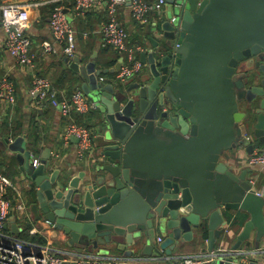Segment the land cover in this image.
<instances>
[{
	"label": "water",
	"instance_id": "1",
	"mask_svg": "<svg viewBox=\"0 0 264 264\" xmlns=\"http://www.w3.org/2000/svg\"><path fill=\"white\" fill-rule=\"evenodd\" d=\"M166 3L172 16L161 18L152 49L141 53L148 72L140 78L106 84L93 60L64 57L103 121L92 168L62 174L50 149L34 167L24 135L0 134V147L16 152L33 180L35 219L63 230L80 254L110 247L131 254L160 231L166 255L205 241L202 264H253L251 236L256 245L264 238V195L249 183L250 170L237 173L224 155L238 148L251 155L264 144V78L248 86L239 74L264 53V0ZM256 67L264 77V63ZM243 101L253 107L242 110Z\"/></svg>",
	"mask_w": 264,
	"mask_h": 264
},
{
	"label": "crops",
	"instance_id": "2",
	"mask_svg": "<svg viewBox=\"0 0 264 264\" xmlns=\"http://www.w3.org/2000/svg\"><path fill=\"white\" fill-rule=\"evenodd\" d=\"M27 3L28 0H5L9 2ZM64 6L68 18L74 24L77 31V50L75 54L80 55L81 65H85L89 61L95 62L96 69L102 70V75L105 77L106 84L111 83L115 78V72L112 69L116 64L110 66L109 62L114 58L115 53L105 52L102 46V36L100 33V25L104 21L105 11L92 9L84 16L76 15L73 9L72 0H60ZM3 4V5H4ZM2 6V5H1ZM119 20L121 24L129 31L131 44H140L144 47V51H150L153 47L152 39L156 38L155 32L161 18L156 15L151 17L150 23L147 25H140L131 18L128 7L121 6ZM46 16V18H45ZM49 18L40 7L32 11L31 25L28 29V35L32 40L31 51L35 54L36 59L33 65H21L14 56L6 49L4 45L5 30L0 24V79L7 77L11 79L16 89V103L9 105L6 102L0 103V134L3 137H10L14 139L17 136L24 135L25 139L23 146L31 152L32 155L38 156L40 159L46 149L51 151V162L54 163L53 169H60L61 173H72L77 175L79 172L92 168V162L95 160L99 147L102 145L103 121L101 120L100 111L93 110L91 114L77 117V115L70 114L64 116L57 107L50 104L49 101H41L37 96L30 93L33 85V80L37 76H43L50 79L61 96H70L72 92L81 88L82 81L78 73L69 67L60 52V44L55 41L49 27ZM103 19V20H102ZM87 32L88 36L84 37L83 33ZM44 41H49L59 51L58 53L45 51L42 47ZM143 51L138 52V56ZM96 53V55H95ZM118 55V54H117ZM148 72L147 66L143 71L137 75L133 80L140 78ZM107 80V81H106ZM132 80V81H133ZM100 81V80H99ZM80 122L89 125L94 132V144L91 152L80 158L77 154V139L71 137L69 140L65 138L66 129L71 122ZM260 145V144H258ZM97 152V153H96ZM226 155V156H225ZM224 155V160H230L232 167L237 173H241L244 169H249L248 177L254 173L255 168L249 165L248 152L244 148L233 149ZM228 155V156H227ZM0 165L3 172L9 177L21 192V198L26 204L27 209L25 218L20 216L18 211L11 210L8 223L7 232L13 234L11 225L16 224L20 229V235L27 241H34V237H42L45 243H50L54 248L66 251H76L75 246L69 245L68 235L61 229L55 227L52 223L41 217L39 220L35 219L34 213L31 210L32 204L37 202L35 195V187L33 180L22 169V165L17 157V153L6 148L0 147ZM258 173H260L258 171ZM264 184V172L260 173L257 185L260 187ZM17 197L16 194L14 196ZM16 200L14 201V205ZM35 229V234L31 230ZM235 232H240V229H235ZM156 240L150 241L135 248L133 253L127 254L125 249L110 247L107 248L111 256H124L132 258H152L160 256L163 251L159 248L158 238L164 239V234L160 231L156 233ZM233 242L236 240L232 234ZM251 255L248 260L253 264H262L264 250V238L256 245L255 233L252 234ZM256 245V246H255ZM150 247L147 248L146 247ZM189 248L174 252L172 257H181L190 254L208 255L207 244L202 241L197 247H191V244L186 245ZM106 249V248H103ZM102 250V249H101ZM99 250L87 251L86 254L101 253ZM105 251V250H104ZM164 253V252H163ZM165 254V253H164ZM166 255V254H165ZM162 264H167L164 262Z\"/></svg>",
	"mask_w": 264,
	"mask_h": 264
},
{
	"label": "built area",
	"instance_id": "3",
	"mask_svg": "<svg viewBox=\"0 0 264 264\" xmlns=\"http://www.w3.org/2000/svg\"><path fill=\"white\" fill-rule=\"evenodd\" d=\"M40 2H9L0 6V24L5 30L4 45L12 56L21 65H33L36 56L31 51L32 40L28 35L31 25L32 11L38 9ZM166 0H73V9L78 16H84L92 9L105 11L107 20L100 25L103 47H111L118 51L123 58L119 70L115 71L113 81L128 84L139 75L145 64L141 61L138 52L144 51L140 44L129 42V31L120 20V7L127 6L131 18L140 25H147L156 15L162 18L165 12ZM49 27L53 38L60 44L63 56H73L77 50V31L68 18L64 6L58 5L52 10L49 18ZM88 36L87 32L83 33ZM42 47L45 51L58 53V49L49 41H44ZM100 82H105V77H99ZM107 81V80H106ZM33 96L41 101H49L57 107L64 116L72 113L87 114L96 110V104L90 100L81 88L75 90L70 96H61L52 81L43 76L33 80L30 89ZM9 105L16 103V89L13 81L7 77L0 79V103ZM245 136L249 140L252 135L247 131ZM77 138V154L83 158L91 152L94 144V132L84 124L71 122L68 124L65 138ZM40 158L32 155V164L37 167ZM249 165L260 173L264 172V144L256 145L249 156ZM255 171L249 176V183L259 196L264 195V184L257 185L260 173ZM16 194V198L14 197ZM16 203L14 205V201ZM27 206L21 198V192L15 183L7 177L0 165V264H202L208 255L190 254L181 257H172L163 252L160 256L152 258H132L124 256H111L109 254H80L77 251H66L54 248L50 243H39L18 238L5 229L11 210L18 211L26 219ZM35 229L31 230L35 234ZM162 241V237L158 238ZM263 255L264 264V250Z\"/></svg>",
	"mask_w": 264,
	"mask_h": 264
},
{
	"label": "flooded vegetation",
	"instance_id": "4",
	"mask_svg": "<svg viewBox=\"0 0 264 264\" xmlns=\"http://www.w3.org/2000/svg\"><path fill=\"white\" fill-rule=\"evenodd\" d=\"M257 62L264 63V53L257 55L250 60L248 59L244 63V67H242V69L239 71V74L244 75V80L247 82L248 86H251V85L260 86L261 80L264 78L261 72L259 71V69L256 67ZM253 104H254L253 101H251L250 103L247 101H243L241 103V108L242 110H245L243 108V105H246V107L248 106L250 108V107H253ZM250 134L252 135V139H253L254 138L253 134L252 133Z\"/></svg>",
	"mask_w": 264,
	"mask_h": 264
},
{
	"label": "trees",
	"instance_id": "5",
	"mask_svg": "<svg viewBox=\"0 0 264 264\" xmlns=\"http://www.w3.org/2000/svg\"><path fill=\"white\" fill-rule=\"evenodd\" d=\"M29 2H40L41 4H40V8L44 11V12H46V15H48V17H50V15H51V12H52V10L55 8V6H58V5H61V1L60 0H28ZM5 3V0H0V6L1 5H3ZM72 3H73V0H72ZM45 18H46V16H45ZM103 19H104V21L105 20H107V15H106V13H105V17H103ZM102 19V20H103ZM111 50L112 51H114L116 54H115V56H114V58H112V60L109 62V64H111L110 66H113V65H115L116 64V62H117V60L119 59V57L121 56V54L118 52V51H116V50H114L113 48H111V47H105L104 49H103V51H105V52H111ZM118 54V55H117ZM119 54H120V56H119ZM73 93V92H72ZM77 115V117L79 116H81L82 118H83V116H85V115H88V114H91V112H89V113H87V114H78V113H74L73 115ZM77 123H80V122H77ZM80 124H82V123H80ZM85 125V124H84ZM87 126V125H86ZM88 128H91L89 125L87 126ZM18 238H20V239H23L22 238V236L20 235V234H18V236H17ZM37 239V237H34V239L33 240H35V241H38L39 243H45V240H44V238H42V237H40V238H38V240H36ZM23 240H26V239H23Z\"/></svg>",
	"mask_w": 264,
	"mask_h": 264
},
{
	"label": "rangeland",
	"instance_id": "6",
	"mask_svg": "<svg viewBox=\"0 0 264 264\" xmlns=\"http://www.w3.org/2000/svg\"><path fill=\"white\" fill-rule=\"evenodd\" d=\"M165 12L169 15V17H171L172 15H171V13H172V6L171 5H169V4H166L165 5ZM165 13V14H166ZM164 14V15H165ZM243 67H244V64L242 65ZM123 84V83H122ZM90 100H93L92 98H90V97H88ZM243 108L244 109H246L247 107H246V105H243ZM252 127H251V125H249V126H247V131L249 132V133H252Z\"/></svg>",
	"mask_w": 264,
	"mask_h": 264
}]
</instances>
